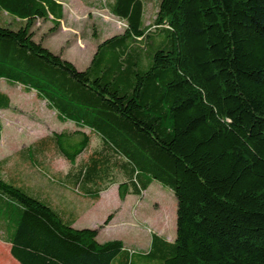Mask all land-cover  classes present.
Returning a JSON list of instances; mask_svg holds the SVG:
<instances>
[{
	"label": "trees",
	"instance_id": "16d2710c",
	"mask_svg": "<svg viewBox=\"0 0 264 264\" xmlns=\"http://www.w3.org/2000/svg\"><path fill=\"white\" fill-rule=\"evenodd\" d=\"M144 7L110 0L123 32L78 71L33 40L36 20L59 26L60 3L0 0L12 21L0 25V81L88 130L43 136L24 151H58L71 165L82 156L62 176L77 186L122 174L121 201L157 181L176 202L174 241L152 233L135 252L73 228L74 218L6 182L0 162V241L17 264H264V0H158L149 25ZM9 105L0 90V110ZM87 188L97 199L106 189Z\"/></svg>",
	"mask_w": 264,
	"mask_h": 264
},
{
	"label": "rangeland",
	"instance_id": "374dc122",
	"mask_svg": "<svg viewBox=\"0 0 264 264\" xmlns=\"http://www.w3.org/2000/svg\"><path fill=\"white\" fill-rule=\"evenodd\" d=\"M143 1L144 20L149 25L153 21L158 0ZM61 2L63 18L59 26L50 32L52 24L49 21L36 20L31 28L33 40L40 42L52 54L72 63L78 71H83L97 44L121 34L125 23L109 12L110 0H91V4L88 0ZM1 24L12 26V21L0 14ZM0 90L10 98L9 108L0 110V162L4 165V173L7 172L4 174L6 182L48 203L64 217V221L74 218L73 228L96 229L98 243L119 240L127 249L136 252L149 248L152 233L174 241L176 202L170 189L153 181L140 196L129 195L121 201L117 186L126 179L118 172H112L110 176H103L88 185H75L73 177L62 176L75 170L82 156L77 158L75 165H71L58 151L38 154L34 158L24 149L43 136L70 135L76 131L88 133V130L79 129L69 121H60L44 101L37 100L32 92H25L19 85H10L1 80ZM100 147V140L92 137L90 149ZM85 188H102L99 199L86 195ZM109 215H112L111 220L103 225ZM0 264L17 262L4 248L0 249Z\"/></svg>",
	"mask_w": 264,
	"mask_h": 264
},
{
	"label": "crops",
	"instance_id": "0c3cea01",
	"mask_svg": "<svg viewBox=\"0 0 264 264\" xmlns=\"http://www.w3.org/2000/svg\"><path fill=\"white\" fill-rule=\"evenodd\" d=\"M55 1L61 4V6H62V14H63V4H62L61 0L60 1L59 0H55ZM88 1H90L89 3L91 4V0H88ZM129 195H131V194H129ZM129 195H127V196H129ZM126 197L124 199H126ZM0 243L5 245V246H7V247H2V245H0V249L4 250V248H5V249H7V252L9 253V245L8 244H4L1 241H0Z\"/></svg>",
	"mask_w": 264,
	"mask_h": 264
}]
</instances>
